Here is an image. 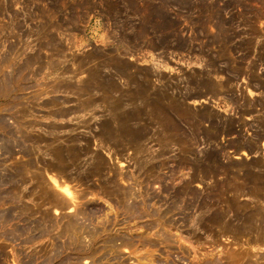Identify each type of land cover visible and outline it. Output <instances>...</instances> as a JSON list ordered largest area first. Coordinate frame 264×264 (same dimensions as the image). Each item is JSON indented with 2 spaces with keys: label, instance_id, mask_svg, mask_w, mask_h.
Returning a JSON list of instances; mask_svg holds the SVG:
<instances>
[{
  "label": "rangeland",
  "instance_id": "rangeland-1",
  "mask_svg": "<svg viewBox=\"0 0 264 264\" xmlns=\"http://www.w3.org/2000/svg\"><path fill=\"white\" fill-rule=\"evenodd\" d=\"M0 219V264H264V0H0Z\"/></svg>",
  "mask_w": 264,
  "mask_h": 264
},
{
  "label": "bare ground",
  "instance_id": "bare-ground-1",
  "mask_svg": "<svg viewBox=\"0 0 264 264\" xmlns=\"http://www.w3.org/2000/svg\"><path fill=\"white\" fill-rule=\"evenodd\" d=\"M53 191V190H52ZM168 202H170V201H168ZM167 202V203H168ZM171 204V203H170ZM179 204V203H178ZM167 205V204H166ZM174 208V207H173ZM168 211V210H167ZM169 211H171L170 209H169ZM174 211V210H173ZM169 213V212H168ZM225 213V212H224ZM251 214V213H250ZM225 215V214H224ZM158 216V215H157ZM167 216V215H166ZM2 219V218H1ZM0 219V220H1ZM161 219V218H160ZM219 219H220V216H219ZM222 219V218H221ZM241 220V219H240ZM227 221V220H226ZM234 222V221H233ZM69 223H71V221L69 222ZM158 223V222H157ZM1 224V223H0ZM66 224H68L67 222H66ZM68 225H70V224H68ZM245 225V224H244ZM72 225H70V227H71ZM77 226V225H76ZM222 226V225H221ZM77 228V227H76ZM65 229H67V228H65ZM73 229V228H72ZM79 229V228H78ZM77 229V230H78ZM75 230V229H74ZM73 230V231H74ZM83 230V229H82ZM79 231V230H78ZM75 232H77V231H75ZM80 233H81V231H79ZM78 232V233H79ZM83 232V231H82ZM88 232V231H87ZM87 232H85V234L87 233ZM69 233V232H68ZM230 233V232H229ZM91 234V233H90ZM95 234V233H94ZM83 235V234H82ZM89 235V233L87 234V236ZM92 235H93V233H92ZM67 236H69V234L67 235ZM76 237H78V235L76 236ZM80 237V236H79ZM84 237H86V236H84ZM67 238H69V237H67ZM74 238V237H73ZM75 239V238H74ZM90 239V238H89ZM71 241V240H70ZM73 241V240H72ZM235 241V240H234ZM80 242V241H79ZM216 242V241H215ZM250 242V241H249ZM120 243V242H119ZM74 244V243H73ZM127 244V243H126ZM260 244V243H259ZM78 245V244H77ZM71 246V245H70ZM83 246V245H82ZM147 246V245H146ZM171 246V245H170ZM62 247V246H61ZM67 247V246H66ZM56 248V247H55ZM69 248V247H68ZM114 248V247H113ZM138 248V247H137ZM154 248V247H153ZM52 249H54V248H52ZM62 249V248H61ZM66 249V248H65ZM73 249V248H72ZM57 250V249H56ZM58 250H60V249H58ZM71 250V249H70ZM79 250V249H78ZM63 251V250H62ZM65 251V250H64ZM80 251V250H79ZM115 251V250H114ZM57 252V251H56ZM69 252V251H68ZM148 252V251H147ZM54 253V252H53ZM59 253V252H58ZM54 255H57V254H54ZM218 255H220V254H218ZM223 255V254H222ZM53 256V255H52ZM73 256V255H72ZM81 257H82V254H81ZM145 257V256H144ZM217 257V256H216ZM219 257V256H218ZM222 257V256H221ZM52 259V258H51ZM54 259V258H53ZM140 259V258H139ZM142 259H144V258H142ZM142 259H140L141 260V263H142V261H143V263H144V261L145 260H142ZM48 260V259H47ZM78 260V259H77ZM149 260H150V262H151V259H150V257H149ZM218 261V260H217ZM223 261V260H222ZM146 262V261H145ZM69 263H70V261H69ZM69 263H67V264H69ZM128 263V262H127ZM140 263V262H139ZM70 264H74V263H70ZM78 264V263H77ZM145 264V263H144Z\"/></svg>",
  "mask_w": 264,
  "mask_h": 264
}]
</instances>
